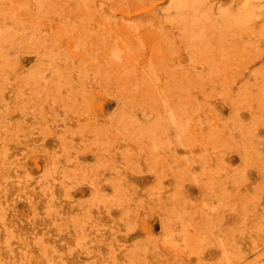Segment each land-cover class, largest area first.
Returning <instances> with one entry per match:
<instances>
[{
	"label": "rangeland",
	"instance_id": "1",
	"mask_svg": "<svg viewBox=\"0 0 264 264\" xmlns=\"http://www.w3.org/2000/svg\"><path fill=\"white\" fill-rule=\"evenodd\" d=\"M0 264H264V0H0Z\"/></svg>",
	"mask_w": 264,
	"mask_h": 264
}]
</instances>
